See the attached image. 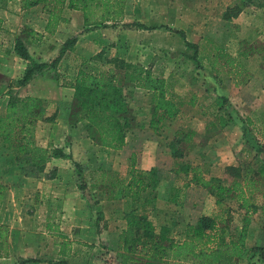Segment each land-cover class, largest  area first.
<instances>
[{
  "label": "rangeland",
  "instance_id": "rangeland-1",
  "mask_svg": "<svg viewBox=\"0 0 264 264\" xmlns=\"http://www.w3.org/2000/svg\"><path fill=\"white\" fill-rule=\"evenodd\" d=\"M214 1L217 5L211 4ZM222 1L126 0L124 22H139L145 26L142 28L117 24L115 27L84 30L81 12L64 9V20L52 31H47V16L40 6L21 9L19 0H0V115L5 111L9 96H36L40 99L39 111L43 117L51 116L37 122V144L48 150L61 148L67 154V158H50L42 171L25 176L20 170L24 163H17L13 153L3 148L0 141V183L8 188L5 189L8 199L3 198L0 211L8 209L11 213L9 219L13 217L15 222L11 232L8 220L0 218V223L9 227L6 250L1 252L0 264H48L47 261L60 258L69 264H120L117 245L121 243L130 211L147 215L157 232L164 228L167 236L175 241L183 240L187 224H192L203 214L215 217L226 237L237 236L242 213L238 209L239 203L225 199L230 209L222 212L213 197L202 188L187 191L188 177L174 173V160L169 148L171 139L180 135L177 131L186 133L193 130L195 134L188 141H181L182 159L199 166L206 161L210 166V173L204 174L206 177L213 174L227 181L232 178L226 174L225 165L243 169L247 163L256 167L264 161L263 122L259 124V120L253 122L249 119V123L244 114L233 116L220 111L225 116L222 118L227 120L226 125L220 130L218 125L210 126L213 120L218 119L219 113L213 107L214 101L205 97L209 93L204 89L207 77L212 72L207 56H211L216 50L213 47L219 45L205 38L202 30L203 24L210 21V14L219 16L220 12H225V6L219 5ZM243 2H237V6L242 7V14L251 20L244 21V25L248 22L252 25L246 32L247 36L251 35L254 44L262 46L264 8L251 3L245 6ZM220 25L221 21L215 19L212 27L218 30ZM177 30L184 31L188 40L197 39V36L192 39L189 34L200 35L198 60L185 55L184 52L192 55L193 49L185 48ZM74 35L77 36L74 45L60 58L56 69L47 68L24 86H17L16 81L27 62L12 50L16 37L24 39L35 60L50 63L65 40ZM237 42V39L229 42L225 57L235 56V49L239 47ZM240 47L247 48L248 45ZM97 53L100 58L95 62H85ZM112 59L115 63L113 68L119 74L118 85L125 96L126 111L122 116H127L130 121L126 143L120 149L101 146L96 131L79 119V100L74 90L66 85L85 63L92 68H103ZM126 64L149 69L162 75L170 84V92L179 105V111L173 119L164 121L158 132L149 127L151 93L135 87L128 80L131 67ZM238 64L240 67L235 70L223 68L222 73L232 80L241 81L248 77L257 63L245 64L239 58ZM239 92V96H249L247 90ZM235 96L233 92L228 95L233 105L240 99ZM243 102V107H249L247 99ZM256 103L255 100L251 105ZM255 141L262 144L259 152ZM131 156L138 170L144 168L148 172L154 168L153 176H165L159 185L163 195L153 199V185L131 200L129 192L125 195L128 190L121 186L111 190L98 182L103 170L112 172L104 175L106 177L127 180ZM201 169L203 171L204 168ZM169 188L179 189V192L169 191ZM151 198L153 200L147 202ZM4 200H8L7 206L3 205ZM246 237L249 250L243 256L246 264H261L257 261L259 254L252 252L251 248L264 247V216L252 215ZM63 248L65 254L61 255ZM33 259L38 262L29 261Z\"/></svg>",
  "mask_w": 264,
  "mask_h": 264
},
{
  "label": "trees",
  "instance_id": "trees-1",
  "mask_svg": "<svg viewBox=\"0 0 264 264\" xmlns=\"http://www.w3.org/2000/svg\"><path fill=\"white\" fill-rule=\"evenodd\" d=\"M252 1V2H251ZM21 9H29L33 6H40L41 11L46 14L47 31H52L64 20L63 10H76L82 14L84 30L97 27H115L122 24L124 27L131 25L137 28L145 27L142 23L124 22L126 0H19ZM254 4L263 7L264 4H255L253 0H244L243 4ZM241 11L240 6H233L223 13V18L230 19ZM182 38L185 48L193 49L192 55L187 57L198 60V45L186 38L184 31L177 30ZM74 35L65 40L55 58L50 62L35 60L22 37H16L12 44L13 52L20 59L26 61L21 75L16 81L17 86L27 84L35 75L43 73L47 68L56 69L60 58L67 50H70L76 41ZM219 52V51H218ZM100 58V54L89 57L85 62L94 61ZM112 62L114 59L111 60ZM110 60L106 67L92 68L87 63L80 67L71 82L66 85L74 90L79 100V119L86 121L88 127L93 128L98 134L100 144L105 148L120 149L126 143V133L129 125V118L122 116L125 110V96L118 85L119 74L113 68ZM95 62V61H94ZM226 65L231 66L232 60H226ZM112 65V66H110ZM128 80L137 88L151 93V117L149 127L153 132H158L164 125V121L173 119L178 111L179 105L170 92V84L159 74L149 69L138 68L132 64ZM246 80V79H244ZM241 80V81H244ZM218 119L210 123V126L222 128L226 125L224 114L220 111L231 113L230 105L225 97H218L215 101ZM40 99L36 96H9L5 103V111L0 115V141L2 147L13 153L17 163H24L20 170L25 176L32 175L35 171H42L44 164L52 157L67 158V154L61 148L48 150L37 144L35 140V127L43 117L39 111ZM227 108V111H225ZM216 115V116H217ZM232 115V114H231ZM213 127V128H215ZM179 136L173 137L170 141V154L174 160L173 171L176 175L183 173L188 177V183L205 189L215 198V204L222 212H228L229 206L225 199H234L239 205L241 213V227L237 236H225L224 229L217 225L215 217L211 215H200L194 224H187L185 237L181 241H175L167 236L164 228L156 231L151 219L145 214H133L131 211L126 216V227L117 245L120 264H236L240 257L246 256L248 248L245 247V239L252 215L260 211L264 215V161L253 167L247 163L242 169L240 166L227 165L225 172L232 179L227 181L217 177L206 178L199 165H193L182 159L183 149L181 141L190 139L195 132L183 133L177 131ZM257 143V144H256ZM257 152L261 151V143L255 142ZM253 144V145H254ZM264 144V142H263ZM129 167V178L123 180L118 177H106L112 173L103 170L98 182L106 188L113 190L121 186L123 190L133 197L147 187L157 184L156 176H153L154 168L143 172L135 167L134 157L131 156ZM77 165V164H76ZM152 176H148V175ZM153 182V183H152ZM152 183V184H151ZM156 188L152 198L156 199ZM5 186L0 183V205L4 198ZM147 200V202L153 199ZM134 212V211H133ZM9 236V227L0 223V255L6 250ZM252 252L259 254L257 261L264 264V247L251 248ZM65 254V249L60 250ZM248 258V257H247ZM38 262V260H29ZM48 264H69L60 258L55 261H47Z\"/></svg>",
  "mask_w": 264,
  "mask_h": 264
},
{
  "label": "crops",
  "instance_id": "crops-1",
  "mask_svg": "<svg viewBox=\"0 0 264 264\" xmlns=\"http://www.w3.org/2000/svg\"><path fill=\"white\" fill-rule=\"evenodd\" d=\"M241 0H231L229 2V0H223L222 2H219V5L221 6H225L224 11H226L227 9H230L231 7H233V5L237 6V2H240ZM252 2V1H251ZM253 2L255 4L260 3V4H264V0H253ZM233 3V4H231ZM212 5H217V2L214 1L213 3H211ZM253 4V3H252ZM242 8V7H241ZM244 11V9H241V11L235 15L232 16L230 19H225L223 18V13L224 12H220L221 14L218 16L216 15V13L210 14L208 20V23H204L203 24V36L205 38H209V40L213 41L214 45L215 42H218V47L215 48V46L213 47V49H216L215 51H212L211 56H207L208 59L211 61V66H209V70H212V72L210 71V75L207 77L208 80L210 82H208V80L206 81V87L204 88L207 92L206 96L207 98H209V101H214L213 102V107L215 108V101L216 99L218 100L219 96H223L227 99V103L230 105L229 107V111L231 112V114L234 116H239L238 113L244 114L245 117L247 118L248 122L251 123L250 120H252L253 122L256 121H260L258 122L259 124H264V44L261 45H256L254 44L253 41H255L253 39V37L251 35L247 36V31L252 27V25H250V18L246 17L242 14V12ZM126 14V11H125ZM214 15V16H213ZM218 16V17H217ZM214 17V18H213ZM215 19H219L221 21V25L220 28L214 29L212 27V25L215 22ZM247 20L249 21L247 25H244V21ZM246 22V21H245ZM250 25V26H249ZM249 26V27H247ZM254 28V26H253ZM197 39H193V37H196ZM189 37H192L193 40H190L194 43H198V40L200 39V35H192L189 34ZM237 39V43L239 45L238 48L235 49V56H232V54L228 55L225 57V54L227 55V51H228V46H229V42L232 41L234 42V40ZM210 41V43H212ZM248 45L247 48L244 47H240L241 45ZM219 51V52H218ZM216 53V56H215ZM217 55H219V59H217ZM233 57V58H232ZM239 58L245 62V64L247 62H256L257 64L254 67V70H252V72H250V74L248 75V77H246V81L245 82H241L238 80H232V77L229 76H225L222 73V69L223 68H231L232 70L240 67L238 64ZM227 59H231L232 60V65H226V60ZM237 62V63H236ZM213 66H216L213 67ZM245 67V66H243ZM232 78V79H231ZM239 90L244 91L247 90L249 96H244L243 94L241 96L238 95ZM235 91V92H234ZM230 92H233L234 94H236L237 96L240 97V99L236 102V104H232V102H230V100L228 99V95L230 94ZM214 95V96H213ZM237 96H235L234 98H238ZM243 99H247L249 101V103H247V105L249 107H243L242 104ZM257 101V103L255 105H251L252 103H254V101ZM243 102V103H241ZM241 107H243V110L241 111ZM250 119V120H249ZM245 121V120H244ZM246 122V121H245ZM219 130L221 128H218ZM244 141V139H243ZM258 142V141H255ZM261 142V141H260ZM251 143V142H249ZM250 146V144H248ZM65 152V150H63ZM66 153V152H65ZM227 166V165H225ZM224 166V167H225ZM136 167V166H135ZM200 167H203V174H209L210 173V166L208 164V162L203 161L200 163ZM142 169V168H141ZM141 171L146 172V169H142ZM205 171V172H204ZM204 175V176H205ZM165 176H160L159 178H157V184H156V195H163L162 191L163 190H159V185H160V181L164 178ZM206 177V176H205ZM210 177H217V178H222L221 176H216L213 174H210L209 176H207L206 178H210ZM186 185L187 188L189 187V189H187V191L189 190H196L199 191L201 188L197 187L196 185L192 184V183H188V179L186 181ZM170 186V184H168ZM6 190H8V188L5 187ZM170 190H174L173 192H179V189H171ZM202 190V189H201ZM205 190V189H203ZM206 191V190H205ZM207 192V191H206ZM208 193V192H207ZM176 194V193H175ZM7 195V191H5L4 194V199H8ZM208 195H210L208 193ZM211 197H213L212 195H210ZM62 197V196H61ZM214 199V203H215V198ZM4 200V204L3 205H8V200L5 201ZM59 203H61V201H58ZM60 207V205H59ZM9 208V207H8ZM53 213V212H52ZM257 215H262L264 216L260 211H258L257 213H255ZM208 215V214H205ZM9 217H11V213L8 212V209L3 208L0 211V218L8 223V225L11 227V232L13 230V226L15 224L14 219L12 217V219L10 220ZM197 220V219H196ZM196 220L194 222H191L192 224H194L196 222ZM246 240L247 237L245 239V247L246 246ZM41 259H45V258H41ZM246 259H244V257H240L239 260H237L236 264H246Z\"/></svg>",
  "mask_w": 264,
  "mask_h": 264
}]
</instances>
